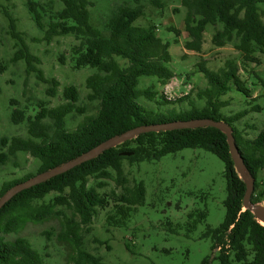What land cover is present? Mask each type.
Masks as SVG:
<instances>
[{
	"label": "trees",
	"instance_id": "16d2710c",
	"mask_svg": "<svg viewBox=\"0 0 264 264\" xmlns=\"http://www.w3.org/2000/svg\"><path fill=\"white\" fill-rule=\"evenodd\" d=\"M148 3L158 10L165 7L162 0H148ZM180 6L184 10L183 22L188 36L184 50L201 53L204 34L212 27L213 45H233L240 56L241 67L235 59H227L222 67L213 70L201 59L195 66L206 86L169 99L159 88L175 78V72L169 67L170 44L157 34L154 20L146 18L145 6L140 0L119 4L97 21L92 16L94 5L88 0H24L31 22L41 32L38 42L51 44L55 38H73L69 64L74 71L90 72L84 82L85 99L88 106L95 104L96 107L89 112L79 106L81 96L74 85L62 89V103L53 107L42 100L31 108L20 107L18 100L10 98L9 120L14 126H24L25 136L1 138L4 149L0 151V197L14 185L73 160L133 128L211 119L231 127L244 164L255 179L251 202H264V188L257 181L259 172L264 169V130L248 138L238 125L249 112L264 114V106L254 104L225 115L223 111L230 102L222 99L235 90L252 102L257 101L239 73L240 70L246 72L250 64H259L257 55H264V0H180ZM2 13L17 41V50L10 62L15 65L23 60L28 71L35 72L38 80L48 86L47 96L59 97L58 81L44 78L36 67L39 60L28 51L16 30L15 19L6 8ZM140 19H146V24H138ZM167 31L179 34L174 28ZM66 59L65 55H59L61 64ZM7 67L0 61V74ZM142 78L153 79L154 83L141 87ZM243 128L254 130L255 126L245 122ZM184 149H202L224 163L225 216L218 227L206 230L205 235L212 239L213 256L202 264H264V226L249 210L243 209L245 184L235 172L226 136L214 128L141 134L18 193L0 210V264H44L49 258L45 251L51 241L50 232L39 235L46 240L43 252L24 237L9 240L7 236L18 234L28 223L50 221L58 223L56 242L72 249L68 263L106 264L101 257L85 250L83 239L99 211L104 212L107 231L122 229L127 227L136 207L143 204L144 184L134 177L129 178L124 163L133 168L135 164L159 161ZM122 153L132 154L123 156ZM19 154L32 157L36 168L11 177L8 168H19L16 163ZM111 183L114 187L109 188ZM195 214L187 215L191 229L207 216L206 210Z\"/></svg>",
	"mask_w": 264,
	"mask_h": 264
},
{
	"label": "rangeland",
	"instance_id": "374dc122",
	"mask_svg": "<svg viewBox=\"0 0 264 264\" xmlns=\"http://www.w3.org/2000/svg\"><path fill=\"white\" fill-rule=\"evenodd\" d=\"M94 7L92 16L95 21L102 20L106 14L117 5L132 2V0H88ZM165 7L158 10L149 5L148 0H140L145 6L146 18L153 19L157 34L163 41L170 44L169 52L172 61L169 67L175 72L173 78L165 87L167 92L177 98L195 88L206 86L205 79L197 73L196 63L203 59L210 69L217 70L227 59L240 62V56L233 45L216 47L212 43L214 29L208 27L204 34L202 51L199 54L184 50V42L188 40L183 17L184 10L180 0H162ZM3 8L15 19L16 30L23 38L28 51L39 60L36 67L42 71L45 79L54 78L60 84L59 97L51 98L46 94L48 86L36 77V73L28 71L23 60L15 65L10 61L17 50V41L12 36L9 22L4 16ZM146 19H140L138 24H146ZM174 28L179 32L176 36L168 32ZM42 35L31 22L24 7V0H0V61L8 67L0 74V151L4 149L1 138L25 136L24 126H14L9 120L7 110L10 98L20 102V107L31 106L42 100L50 107L62 103L61 92L65 86L74 85L80 92L79 106L86 107L89 112L96 105H87L85 96V78L90 74L87 70L74 71L69 64V49L74 44L71 37L55 38L51 44L38 42ZM175 40L178 43H175ZM67 58L64 64L59 61V55ZM259 64H250L246 72L240 70V77L252 91V102L242 93L232 91L222 99L229 100V106L223 111L229 115L250 108L254 104L264 106V55L258 54ZM241 67V63H239ZM188 76V77H187ZM141 87L154 83L153 79L142 78ZM164 87V88H165ZM164 88H159L161 92ZM31 111V110H30ZM81 116L76 118L78 121ZM254 124L255 129L243 128V124ZM240 129L248 138H254L264 130V114L249 112L241 122ZM19 168L9 166L11 177L21 176L36 168V161L29 155L19 154L16 157ZM129 178L134 177L143 182L145 199L142 205L130 218L127 227L122 229H105L104 212L99 211L91 226L85 233L83 247L95 256H99L106 264H202L205 259L213 256L212 239L206 236L208 227L214 229L224 220L226 199V181L224 178V163L210 152L202 149H184L175 154L162 157L159 161L141 162L133 168L124 163ZM4 168V167H1ZM6 168V167H5ZM257 181L264 188V169L259 172ZM114 187L111 183L109 188ZM264 206V202L261 203ZM206 210V219L191 229L187 215ZM195 214V215H196ZM196 218V216H195ZM48 231L52 234L44 264H71L67 262L72 255V249L56 242L55 235L59 231L56 221L43 224L28 223L18 234L7 236L13 240L24 237L33 246L43 252L46 245L44 237L39 236ZM219 249L216 250L218 252ZM215 252V253H216ZM232 264H241L232 262Z\"/></svg>",
	"mask_w": 264,
	"mask_h": 264
},
{
	"label": "water",
	"instance_id": "95a60500",
	"mask_svg": "<svg viewBox=\"0 0 264 264\" xmlns=\"http://www.w3.org/2000/svg\"><path fill=\"white\" fill-rule=\"evenodd\" d=\"M199 128H214L222 132L226 136L229 154L231 156L236 174L245 184V193L243 196L242 204L244 210H249L255 219L264 226V206L262 204H254L251 202V195L254 190V177L250 174L247 167L244 164L243 158L235 144V140L232 134L231 127L223 121H215L211 119H196L190 121H176L165 124H156L148 126H139L128 130L120 135L111 137L110 139L102 142L98 146L92 148L86 153L81 154L73 160L67 161L59 166H56L50 170L39 173L28 180L16 184L6 191L0 197V210L18 193L30 189L36 185L42 184L58 175H61L85 162L93 160L100 156L105 151L115 148L118 145L135 139L141 134L150 132H165L174 130H194ZM132 153H122L123 156H130Z\"/></svg>",
	"mask_w": 264,
	"mask_h": 264
},
{
	"label": "built area",
	"instance_id": "2783aa9c",
	"mask_svg": "<svg viewBox=\"0 0 264 264\" xmlns=\"http://www.w3.org/2000/svg\"><path fill=\"white\" fill-rule=\"evenodd\" d=\"M167 89H168V88L165 87L164 90H163L165 96H167L169 99H170V98H173V97L167 92ZM218 249H219V248H218Z\"/></svg>",
	"mask_w": 264,
	"mask_h": 264
}]
</instances>
